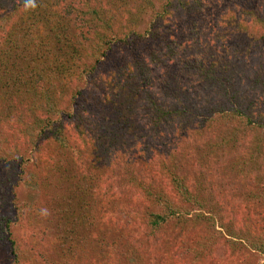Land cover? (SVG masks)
<instances>
[{
  "label": "rangeland",
  "instance_id": "1",
  "mask_svg": "<svg viewBox=\"0 0 264 264\" xmlns=\"http://www.w3.org/2000/svg\"><path fill=\"white\" fill-rule=\"evenodd\" d=\"M11 1L19 0H0V4L5 7ZM152 3L153 8L142 13L134 27L142 32L150 26L152 17H159L156 32L160 38L168 37L170 47L161 41L154 54L144 51L136 57L141 59L137 66L139 61L130 57L125 45L114 44L105 64L111 66L117 61L126 66L123 74L112 75L110 91L115 104H119L117 110L124 111V122L118 127L130 128L124 134L121 148L124 156L120 159L114 156L111 165L98 172L111 176V188L106 184L108 181L97 183L92 188L95 196L86 195V206L81 212L94 215L97 212L95 220L107 228V240L100 247L92 238L84 243L89 233L83 227L76 255L64 254L58 263L49 264H264L263 255L232 247L228 236L212 240L208 236L210 228L204 224L192 227L189 224L184 236L185 231L179 232L178 227L161 229L150 237L143 214L155 207L142 192H134L124 176L133 171L143 184L160 188L177 202L172 178L178 175L191 191H198L211 203L208 207L225 213L222 221L232 231L241 236H247L246 230L258 235L255 229L258 232L261 231L258 226L264 227V28L253 10L257 6L258 13H262L264 0H172L165 17L158 16L163 1ZM111 11L119 16L115 28L126 31V20L117 9ZM193 16L201 18L195 23L198 27L195 32L189 28ZM14 17L11 14L9 20L3 19L2 28H10ZM125 17L129 20L127 13ZM36 43L43 48L41 39ZM107 66L98 72L99 87L110 72ZM49 79L56 83V78ZM49 79L45 77V82ZM123 80L132 85L120 91L114 89L117 81ZM134 93L137 95L132 98ZM234 107L246 111L256 124L246 128L240 119L222 118ZM112 113L111 108L108 114ZM10 126L6 124L8 131ZM69 129L72 134H66L71 148L57 157L60 161L86 156L77 135ZM40 143V149H32L30 156V146L22 138L7 140L0 147L3 155L28 154L30 162L24 174L36 175V189L29 190L23 185L19 189L26 205L24 216L27 212L33 216L35 207V213H52L48 209L49 198L54 194L56 179L62 178L58 169L55 172L46 168L49 162L44 156L47 151L53 152L52 146L44 138ZM12 149L16 151L10 153ZM2 166L1 175L18 173L16 164ZM82 172L83 169L74 166L70 175L76 179ZM0 212L11 219L15 217L8 209ZM26 220L19 219L20 225L13 227L14 236L27 242L41 238L40 234L33 235L40 231L26 226ZM8 252L6 246L0 248V264H10ZM43 252L49 254L44 249Z\"/></svg>",
  "mask_w": 264,
  "mask_h": 264
},
{
  "label": "trees",
  "instance_id": "2",
  "mask_svg": "<svg viewBox=\"0 0 264 264\" xmlns=\"http://www.w3.org/2000/svg\"><path fill=\"white\" fill-rule=\"evenodd\" d=\"M162 1V11L158 16L165 17L167 6L172 0ZM152 2L153 0H19L11 1L5 7L0 4V14L3 13L0 17V147L7 140L22 138L30 146V156L32 149H40V140L44 138L53 148V152L47 151L44 156L45 161L49 162L46 168H53L55 172L58 169L59 176H62L56 179L54 194L49 198L48 209L52 213H35V207L33 216L29 212L24 216L26 205L19 189L21 185L29 190L36 189V175L24 174L30 162L28 154L7 156L0 150V209H8L15 215L11 219L0 212V248L7 247L10 264L58 263L62 256H75L83 227L89 233V239L84 237V243L93 239L100 247L107 240V228L98 219L95 220L97 212L95 215L81 212L86 206V195L95 196L92 188L97 183L108 181L106 184L111 188V176L106 177L98 172L110 166L114 156L118 159L124 156L121 148L126 138L124 134L130 128L118 127V124L124 122V111L117 110L119 104H115L110 91L112 75L123 74L126 66L117 64V61H113L111 66L105 64L114 44L125 45L130 57L139 61L137 66L141 59L136 57L144 51L154 54L161 41H165L166 46L170 47L168 37L160 38L161 35L158 37L156 32L159 17H152L150 26L142 32L134 27L138 17L147 9L153 8ZM131 3L136 12L132 10ZM110 9H117L126 20V31L115 28L119 16L116 11L109 12ZM126 13L129 20L125 17ZM253 13L264 28V5L262 13H258L257 6ZM11 14L15 17L10 28H2L1 22L3 19L9 20ZM194 19L195 16L189 24L192 32L198 30L195 23L201 20L200 16ZM39 39L44 42L43 48L36 43ZM125 61L127 65L128 61ZM192 64L196 66V63ZM39 65L44 67L40 68ZM105 66L110 68V72L102 87H99L98 72ZM51 76L56 78L55 84L49 79ZM45 77L49 79L47 83ZM84 78L87 80L83 81ZM87 81L89 89L84 86ZM124 81H117L114 89L120 91L132 85L131 82ZM136 95L134 93L132 98ZM111 108L113 113L109 115ZM221 116L230 121L240 119L246 128L256 124L246 111L238 107ZM8 123L11 124L9 131L6 129ZM66 124H70L68 128ZM69 127L77 135L86 156L79 160L71 158L60 161L57 157L64 156L66 149L71 148L66 134L71 133ZM221 140L224 142L223 136ZM15 151L16 149H12L10 153ZM5 163L16 164L18 173L12 176L1 175L4 173L2 164ZM74 166L84 171L77 178L75 176L76 179L70 175ZM130 173L132 174L124 173L126 182L134 188V192H142L149 198L155 207L143 214L150 237L159 234L161 229L179 227V232H183L190 225L204 224L210 228L208 236L212 240L228 236L227 241L232 247L237 246L239 250L245 248L248 253L254 251L264 256V227L258 226V230H261L258 232L255 229L258 235L246 230L249 237L241 236L222 221L225 217L222 210L208 207L211 203L202 198L198 191H191L178 175L172 178L174 191L177 193L176 202L160 188L143 184L135 172ZM100 192L99 190L97 194L99 197ZM21 218L27 219L26 226L38 229L40 232L33 235L40 234L41 238L27 242L15 237L13 227L19 224L17 222ZM185 233L186 231L183 236ZM43 249L49 254L45 255ZM51 253L55 254L51 256Z\"/></svg>",
  "mask_w": 264,
  "mask_h": 264
}]
</instances>
